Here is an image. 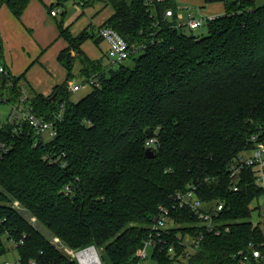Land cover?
Wrapping results in <instances>:
<instances>
[{
    "label": "trees",
    "instance_id": "trees-1",
    "mask_svg": "<svg viewBox=\"0 0 264 264\" xmlns=\"http://www.w3.org/2000/svg\"><path fill=\"white\" fill-rule=\"evenodd\" d=\"M2 1L20 17L30 0ZM106 2L115 13L103 26L128 42L135 64L103 68L81 50L91 32L73 38L61 23L69 47L59 60L68 79L49 97L28 90L34 113L56 121L57 137L39 143L28 125L15 138L9 127L0 134L11 148L0 159V258L13 246L18 264H79L60 246H95L103 264H137L135 252L161 206L173 222L155 255L158 264H174L184 254L178 238L187 233L204 235L190 264H232L250 243L263 248L264 232L250 221L251 204L264 195L259 172L246 169L234 192L228 169L253 148V136L264 141V5L205 0L222 3L225 13L198 38L162 20L163 7L153 19L143 0ZM77 61L83 84L95 82L74 102L69 82ZM20 84L14 78L15 104ZM151 139L154 158L145 153ZM189 189L208 210L224 203L215 220L219 235L179 207L177 197Z\"/></svg>",
    "mask_w": 264,
    "mask_h": 264
},
{
    "label": "built area",
    "instance_id": "built-area-1",
    "mask_svg": "<svg viewBox=\"0 0 264 264\" xmlns=\"http://www.w3.org/2000/svg\"><path fill=\"white\" fill-rule=\"evenodd\" d=\"M143 2L153 19H156V13L160 10L158 7H163L162 20L166 22L171 21V27L182 32L185 28L191 31L197 30L217 17L222 16L207 13L203 14L200 19L189 18L187 21L184 19L182 22L180 21L181 15L177 7L178 0H143ZM184 9H189V7L185 6ZM60 13V8L51 11L52 16H57ZM155 22V25H159V20ZM98 33L99 37L108 44L107 59L111 66H118L131 59L133 53L128 42L115 29L110 26H103ZM14 78L8 67L0 60V105H7L10 109L6 119H0V134H2L3 128L9 127L14 134L12 138H15L21 134L23 126L28 125L34 131V135L39 143L47 144L58 135L56 121H47L34 113L28 87L24 84H20V101L16 104L11 101V95L15 89ZM94 82L93 78L87 84L93 86ZM82 86H71V93L79 91ZM251 141L254 144L253 148L235 157L229 166L228 172L232 180L231 188L234 192L239 191L238 184L241 174L248 168L257 169L259 179H264V141H260L258 136H253ZM155 143L156 140L151 139L147 141L146 146L156 150ZM10 149V143L7 144L0 139V159L8 155ZM177 200L179 207L188 208L197 215L200 224L204 226L205 230L208 232L215 231L217 235L220 234V230L216 229L215 220L219 212L224 209L223 202L215 205L213 211L208 210V205L202 202L192 189L180 194ZM19 205V202L15 201L13 207L19 208ZM172 222L171 210L165 206H161L159 214L155 217L154 223L151 226L148 237L135 252L134 258L137 264H141L142 261L149 258V249L153 250L151 255L152 260L155 264H158L155 255L156 253L163 252V247L166 245L165 235L168 229L172 227ZM262 230L264 232V229ZM203 239V233H199L197 236L189 233L179 236L178 240L183 241L185 249L184 254L174 264H190L193 256L200 250ZM53 242L57 244L59 243V239L54 238ZM60 247L79 264H103L99 250L95 246L77 251L69 249L64 245ZM168 252L171 256H175V247L171 246ZM257 262L264 264V247L261 248L250 243L246 249L239 251V253L233 256L232 264H254ZM2 264L11 263L7 261Z\"/></svg>",
    "mask_w": 264,
    "mask_h": 264
},
{
    "label": "crops",
    "instance_id": "crops-1",
    "mask_svg": "<svg viewBox=\"0 0 264 264\" xmlns=\"http://www.w3.org/2000/svg\"><path fill=\"white\" fill-rule=\"evenodd\" d=\"M71 3L73 5L68 6ZM210 6L220 8L210 14L225 13L222 3ZM0 8L4 10L3 14H0L2 62L15 78H21L34 93L45 97L51 96L55 87L68 79L67 69L59 60L60 54L69 47V43L60 35L61 23L68 27L73 38H77L86 30L93 35V26L98 33L99 28L115 13L114 7L106 0H30L20 17L15 16L2 0ZM56 8H60L61 13L52 16L51 11ZM93 36L81 45V50L91 61L101 62L105 69L117 67L111 66L107 60L108 44L100 40L95 32ZM82 69L81 62L77 61L73 70L74 77L69 85L83 86L73 93V99H81L92 91V86L82 83L85 80ZM77 77H82L80 82L76 80ZM83 91H86V94L81 95ZM11 259L18 264L19 259H16L14 254Z\"/></svg>",
    "mask_w": 264,
    "mask_h": 264
},
{
    "label": "rangeland",
    "instance_id": "rangeland-1",
    "mask_svg": "<svg viewBox=\"0 0 264 264\" xmlns=\"http://www.w3.org/2000/svg\"><path fill=\"white\" fill-rule=\"evenodd\" d=\"M255 2H256V5L258 7L264 5V0H255ZM72 5H73V3H71V5L69 4L68 6H72ZM185 6H188L189 9H184ZM177 7H178V10L180 11V15H181L180 21H182V22L184 19L187 21L189 18L200 19L203 16V14H207V13L210 14L211 12H217V10H215V9H220L218 6L212 7L210 5H207L205 0H178V6ZM56 9H58V8H56ZM3 11H4L3 8H0V14H3ZM58 15H60V14H58ZM218 18L219 17H217L216 19H218ZM215 20H213V21H215ZM92 30H95L94 31L95 35L98 36L96 27L93 26ZM94 32H93V35H94ZM183 33L186 36H192L193 35L195 37L201 38L203 36H206L208 33V24H205L201 28L194 30V31H191L188 28H185ZM2 58L3 57H2V53H1L0 54V60L1 61H2ZM104 61H106L105 58H104ZM123 64L125 66L133 67L135 62L133 59H129L128 61L124 62ZM118 67H119V65L117 67H114L113 69H116ZM81 79H82V77L76 78V80H78L79 82L81 81ZM83 82L84 81H82V83ZM22 83L24 85H26V87H28V90L30 89L27 82L22 81ZM91 89L93 90V87H90V90ZM80 94L84 95V94H86V91H83ZM71 98L73 99V93H72ZM78 100H80V99H75V98L73 99L74 102H77ZM9 112H10V109L7 105H0V119H6ZM258 183L264 187V180L259 179ZM251 208H252L253 212H252V216H251L250 221L252 222V224L259 226L260 229H264V195L260 199L254 201L251 204ZM26 217L29 218V216H26ZM33 221H35V220H33ZM37 228H39V230L41 229V231L45 234V236H47V237L50 236L47 233V231L45 229H43L42 227H40L39 225ZM7 245H9V244H7ZM8 249L10 252L6 253L4 256H2L0 258V264H2L3 262H7V261L10 262L11 264H15V261L13 259H11L13 254L16 256V259H19L17 250L13 246L8 248ZM148 252H149V258L145 261H142L141 264H155L154 261L152 260V257H151L153 250L149 249Z\"/></svg>",
    "mask_w": 264,
    "mask_h": 264
},
{
    "label": "water",
    "instance_id": "water-1",
    "mask_svg": "<svg viewBox=\"0 0 264 264\" xmlns=\"http://www.w3.org/2000/svg\"><path fill=\"white\" fill-rule=\"evenodd\" d=\"M55 98H56V95L52 97V99H55ZM145 153H146V156L149 158H154L156 156V152L153 148H147Z\"/></svg>",
    "mask_w": 264,
    "mask_h": 264
}]
</instances>
